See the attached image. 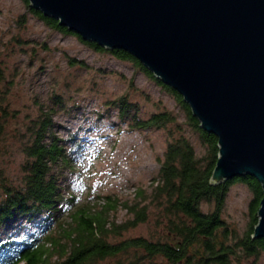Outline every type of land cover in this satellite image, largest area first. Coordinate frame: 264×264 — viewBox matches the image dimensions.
Returning <instances> with one entry per match:
<instances>
[{
  "label": "rangeland",
  "instance_id": "374dc122",
  "mask_svg": "<svg viewBox=\"0 0 264 264\" xmlns=\"http://www.w3.org/2000/svg\"><path fill=\"white\" fill-rule=\"evenodd\" d=\"M0 68L4 72L0 81V197L4 186L20 185L28 127L42 109H53L51 132L61 139L67 160L57 168L63 197L58 209L33 221L16 217L1 227V261L13 258L32 239L49 232L58 235L59 225L69 222L79 209L96 214L106 203L116 202L108 221L118 224L130 218L124 205L136 199L139 190L148 196L158 175V160L179 132L189 139L197 157L205 154V146L173 94L133 63L94 50L74 33L51 28L23 0H0ZM120 97L137 110L121 118L113 105ZM159 112L172 114L176 123L166 129L130 125L133 114L145 119ZM251 199L245 184L229 187L222 218L241 236L250 223ZM212 207L201 204L203 212ZM163 221L162 211L150 205L148 221L121 238H164ZM136 264L151 263L144 258ZM235 264H264V257Z\"/></svg>",
  "mask_w": 264,
  "mask_h": 264
},
{
  "label": "trees",
  "instance_id": "16d2710c",
  "mask_svg": "<svg viewBox=\"0 0 264 264\" xmlns=\"http://www.w3.org/2000/svg\"><path fill=\"white\" fill-rule=\"evenodd\" d=\"M23 1L29 5L27 0ZM31 12L51 28L72 33L39 11L31 9ZM84 43L94 50L108 51L117 59L133 63L173 94L185 111L188 125L205 146V154L197 157L189 139L179 132L171 137L162 159L158 160V175L148 196L139 190L136 199L124 205L130 218L118 224L108 221V212L115 209L116 202L106 203L96 214L79 209L69 222L59 225L58 235L49 232L32 239L18 249L13 258L0 260V264H103L108 259H116L113 264H136L144 258L151 264H235L242 259L264 257V240L252 238L262 197L257 181L244 176L212 186L210 178L217 159V139L199 127L182 97L127 52ZM77 64L83 65L82 62ZM3 77L0 68V81ZM113 105L118 108L121 118L129 115V110H137L125 97H120ZM52 111L42 109L36 120L29 124L30 138L22 149L25 157L23 177L19 186L6 185L3 188L0 228L16 217L33 221L42 214L55 211L63 199L57 168L67 164V160L61 139L51 132ZM129 117L130 125L135 129H166L176 123L175 117L168 112L153 113L145 119L136 114ZM238 182L245 184L252 193L248 207L251 219L242 236L228 227L222 218L229 187ZM202 203L212 204V210L203 212ZM150 205L162 211L164 238L122 239L125 232L148 221ZM131 254L132 258L126 260ZM158 259L160 263L156 262Z\"/></svg>",
  "mask_w": 264,
  "mask_h": 264
},
{
  "label": "water",
  "instance_id": "95a60500",
  "mask_svg": "<svg viewBox=\"0 0 264 264\" xmlns=\"http://www.w3.org/2000/svg\"><path fill=\"white\" fill-rule=\"evenodd\" d=\"M27 1L82 41L127 52L182 97L217 139L210 184H259L252 238L264 240V0Z\"/></svg>",
  "mask_w": 264,
  "mask_h": 264
}]
</instances>
